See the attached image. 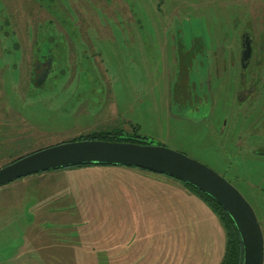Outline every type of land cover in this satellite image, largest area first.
<instances>
[{
  "label": "rangeland",
  "instance_id": "1",
  "mask_svg": "<svg viewBox=\"0 0 264 264\" xmlns=\"http://www.w3.org/2000/svg\"><path fill=\"white\" fill-rule=\"evenodd\" d=\"M5 1L0 0V47L15 49L19 59L21 46L12 28L15 23L5 22ZM43 2L49 13L32 5V45L34 54L51 56L53 69L42 86H33L25 108L17 96L12 97L32 119V139L10 152L123 127L153 143L184 151L223 174L251 202L264 232V200L257 202L252 191L259 189L264 198V155L258 156L256 146L240 138L248 133L249 123L251 134L258 141L264 138V112L247 110L249 115L243 117L228 99V114L217 113V91L212 87L218 85V74L207 76L205 53L191 55L192 66L184 62L194 48L189 35L196 37L199 48L208 43V30L214 37L218 30L231 31L232 9L224 7L216 14V7L208 3L214 12L206 23V14L191 13L186 0H165L161 7L158 0H136L140 23L131 18L129 23H106L91 19L87 12L94 4L103 6L101 0L85 3L82 20L76 18L70 0ZM255 2L259 15L264 0ZM108 10L115 14V9ZM186 71L198 83L194 93L203 97L192 118L176 111L178 101L179 109L185 110V95L190 94L183 92L177 99L173 89L186 81ZM224 118L228 124L221 131ZM16 121L23 123L24 118L17 116ZM170 177L140 167L99 163L32 173L1 185L0 264H205L202 258L214 237L210 236L211 217L199 209L193 226L204 240L196 239L195 228H189L192 223H184L186 247L194 259L171 254L181 233L171 223L176 217L171 216L170 205L179 207L182 199L180 191L163 181L175 180ZM106 199L111 208L104 211ZM183 203L193 204L187 199ZM129 240L130 248L126 247Z\"/></svg>",
  "mask_w": 264,
  "mask_h": 264
},
{
  "label": "flooded vegetation",
  "instance_id": "2",
  "mask_svg": "<svg viewBox=\"0 0 264 264\" xmlns=\"http://www.w3.org/2000/svg\"><path fill=\"white\" fill-rule=\"evenodd\" d=\"M93 1L77 0L76 5H74L72 0H70V7L75 11L76 18L82 20L84 14L81 12V8L86 7L85 3L90 5ZM158 1L160 2L159 7H161L165 0ZM204 1L207 3H204ZM5 2L4 8L7 13L5 22L11 23L13 21L15 23L16 28H12L16 33L17 45L20 44L21 47L19 48V59L15 55V49L0 47V167L17 157L16 152H10L12 147L21 146L23 143H27L29 138L32 139L30 135V121L32 119L28 116L27 112L18 109V105L12 97L17 96L25 108V105L28 104L27 100L31 98L33 86H42L53 69L51 56L43 53L39 56L34 54L32 45V5L44 8L43 0H6ZM101 3L104 5L98 6L94 4L93 6L97 12L94 9L87 11L91 19L104 20L106 23L109 20H112L114 23H118L120 20L129 23L131 22V18L134 22L140 23L138 20L141 15L138 16L136 13L139 10L136 7V0H101ZM185 3V7L189 8L191 13L197 14L201 11L206 14L204 15L206 23L209 20L208 14H213L214 12V8L210 7L208 3L216 7V14L220 13V9H224V7L231 8L235 14L230 25L231 31L221 33L218 30L214 37L213 33L208 30V43H201L200 49L196 48L198 45L196 37L193 34L189 35L192 36L189 39L194 48L190 49L191 52L189 50L187 59H184L186 64L190 63V66H192L193 57L191 55L202 51L205 53L207 76H212L214 73L218 74V85L212 87L213 92L217 91V98H214L217 99V106L215 108L217 113L222 115L228 114L226 107L228 99L229 101L230 99L232 100V109L237 114L243 112V117L244 115H249L248 111L250 113H255L256 111L260 113L264 112V4L261 8L263 13L256 15L255 0L254 2L251 0H186ZM108 4H113L114 7ZM109 7L112 11L115 9V14L109 12ZM44 9L48 12V9ZM246 13L249 14L248 17H245ZM241 19L244 22H241ZM214 38L215 41H213ZM12 53L17 58H14ZM212 56L216 57L215 59L218 63L215 69L213 67ZM198 66L199 64L195 67L196 72L199 71ZM221 67L223 70H220ZM185 78L186 81L184 83L177 84L173 89L178 96H175L177 99L181 98L183 92L190 94L185 95L188 98L186 107L190 111L186 107L184 111L180 110L179 108L182 106L180 101L177 102L178 108H176V111L179 112V116L186 115L192 118L193 114L197 113L198 105L203 103V97L194 93L197 90L198 83L190 79L188 72L185 74ZM20 115L24 118L23 123L16 121V117ZM234 120L235 116L230 125L232 128L235 126ZM259 122L260 120L258 119L257 123ZM221 123V131H226L228 120L226 121L224 118ZM211 126L209 124V128ZM249 127L248 133L242 134L240 138L244 139V144L246 145H255L254 152L256 151L255 153L258 156H261L260 153L264 155V138L258 141L255 135L251 134L252 131L250 129L252 128L250 123ZM21 128L24 130L22 131ZM213 129V133H215L216 128L213 127ZM24 131L26 132L25 134L22 133ZM246 137L248 139H245ZM39 148L42 147L36 149ZM24 152L27 153L28 150ZM66 167L77 166L71 165ZM56 169L60 168L46 170L42 173ZM252 191L257 202L260 203L264 200L263 194H261L259 189Z\"/></svg>",
  "mask_w": 264,
  "mask_h": 264
},
{
  "label": "water",
  "instance_id": "3",
  "mask_svg": "<svg viewBox=\"0 0 264 264\" xmlns=\"http://www.w3.org/2000/svg\"><path fill=\"white\" fill-rule=\"evenodd\" d=\"M87 163L140 167L199 188L234 220L244 247L242 264H264L262 224L243 192L212 166L163 143L78 139L50 144L1 166L0 186L32 173Z\"/></svg>",
  "mask_w": 264,
  "mask_h": 264
},
{
  "label": "crops",
  "instance_id": "4",
  "mask_svg": "<svg viewBox=\"0 0 264 264\" xmlns=\"http://www.w3.org/2000/svg\"><path fill=\"white\" fill-rule=\"evenodd\" d=\"M170 178H173V177H170ZM175 180L168 179V181H167L166 179H163V181H165L168 184H170L171 186L175 187V191L181 192V199H182L181 203H179V207H177V205H175V206L170 205L171 216L176 217V219L172 220V223L175 224V231L181 233V235L179 236V242H177L176 247H173L174 249H171V254L182 249L183 250L182 259H194L193 255H191V253L189 252V249L186 247L187 236H185V233H187V231H188V228H187L188 224L187 223H192L189 228H191V227L195 228L194 233H195L196 239L199 241L202 239L204 240V237L201 235L198 228L193 226L194 222L196 224V220L198 218L196 209H199V210L204 211L205 215H207L208 217L209 216L211 217L212 228L210 230V236L214 237V239L210 238V244L208 246V254H207V256L202 258V259H206L203 263H205V264H219L222 257H223L225 247H226V239H225L226 233H225V229L222 226V223H221L219 217L210 208V206L207 204V202H205L200 196L195 194L193 191H191L184 184L178 183ZM183 199H187L189 202L193 203L192 206H188V205L184 204ZM201 215H202V218L205 220L204 215L202 213H201ZM184 223H186L187 225H185ZM177 224H179L178 227H177ZM202 225H204V227H205V221L202 223ZM219 236H220V239H219ZM192 237H193V235H192ZM219 241L222 244L219 243ZM131 244H132V241L127 242L126 247L130 248ZM125 251L126 250H124L123 252H125ZM185 261L189 262V260H185ZM190 262H191V260H190Z\"/></svg>",
  "mask_w": 264,
  "mask_h": 264
},
{
  "label": "trees",
  "instance_id": "5",
  "mask_svg": "<svg viewBox=\"0 0 264 264\" xmlns=\"http://www.w3.org/2000/svg\"><path fill=\"white\" fill-rule=\"evenodd\" d=\"M78 139L126 140V141H134V142L151 143V141L148 140L147 137H145V136H143L137 132L131 134L128 130H126L123 127H117V128H113V129L97 130V131H93V132L89 131V132L79 136ZM31 151L32 150L28 151L27 153H29ZM27 153L26 152H19L18 154L16 153V156H17L16 158L23 156ZM93 164L94 163H87V164H78V165H74V166H84V165H93ZM41 172H43V171H41ZM181 182L186 187H188L191 191H193L195 194L200 196L205 202H207V204L216 213V215L219 217L220 221L222 222V224L224 226V229L226 232V247H225L223 257H222L219 264H242L243 260H244L243 242H242L240 233H239V231L236 227V224H235L234 220L232 219L231 215L226 211V209L219 202H217L214 198H212L207 193L203 192L199 188H197V187H195V186H193L187 182H183V181H181ZM107 201L108 200L106 199L104 202V206H102V208H101L104 211H105L106 207L111 208L110 204ZM97 230L98 229H96V231ZM177 253H178L179 257L183 256V250L182 249L177 251Z\"/></svg>",
  "mask_w": 264,
  "mask_h": 264
}]
</instances>
